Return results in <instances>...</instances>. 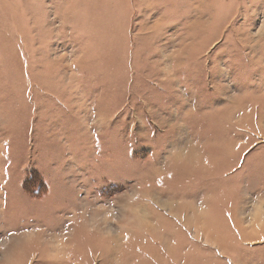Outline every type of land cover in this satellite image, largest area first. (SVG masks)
Returning <instances> with one entry per match:
<instances>
[{
  "label": "rangeland",
  "instance_id": "1",
  "mask_svg": "<svg viewBox=\"0 0 264 264\" xmlns=\"http://www.w3.org/2000/svg\"><path fill=\"white\" fill-rule=\"evenodd\" d=\"M0 264H264V0H0Z\"/></svg>",
  "mask_w": 264,
  "mask_h": 264
}]
</instances>
